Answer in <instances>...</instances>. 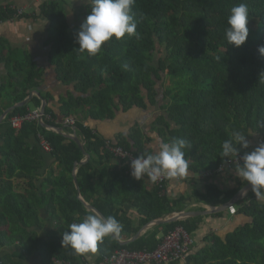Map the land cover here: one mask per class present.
<instances>
[{"label":"trees","instance_id":"trees-1","mask_svg":"<svg viewBox=\"0 0 264 264\" xmlns=\"http://www.w3.org/2000/svg\"><path fill=\"white\" fill-rule=\"evenodd\" d=\"M58 1L52 0L43 8L52 23L50 64L57 82L71 86L73 93L59 98L56 113L45 107V117L49 118L44 124L50 129L37 122H25L19 129L10 126L12 117L30 112L27 105L15 108L0 123V251L18 244L28 256L37 250L43 263L78 264L81 257L71 250L40 239V233L50 227L46 235L62 240L71 223L94 213L78 197L73 174L83 153L68 135L76 134L90 156L77 167L80 196L103 216H114L121 223L119 240L125 242L147 225L174 214L177 203H170L157 186L148 192L146 179L131 177L130 161L116 157L106 147L112 142L134 158L152 153V141L140 125L135 123L127 134H118L110 141L85 126L84 121H110L118 113L157 108L161 114L151 131L160 142L188 140L192 145L186 152L191 161L189 172H216L228 161L221 157V146L233 129L245 133L252 129L264 135V56L258 52L264 45V0H135L132 12L140 38L127 34L120 40L113 37L95 56L76 50L79 27H67ZM239 3L249 8V35L237 48L227 43L224 33L230 9ZM88 13L86 6L83 21ZM14 16L15 12L0 9V22ZM252 21L257 23L255 29L250 26ZM124 64L130 70L125 71ZM42 76V71L30 67L16 77L18 86L6 92L11 100L7 105L22 102L38 88ZM166 80L170 86L164 89ZM160 85L162 106L157 92ZM31 103L40 106L35 97ZM5 110L0 108V117ZM68 117L76 119L72 128L62 125ZM56 128H62L63 134L52 130ZM43 141L50 152L43 149ZM114 164L117 170L111 168ZM240 191L223 193L208 187L201 200L226 205ZM250 199L239 211L249 223L226 241L212 236L209 247L190 255L187 264H264V204L253 192ZM126 205L139 218L137 228ZM199 221L154 228L124 247L113 238H105L96 252L99 260L120 249L154 252L164 240H159L161 230L168 237L181 227L192 237Z\"/></svg>","mask_w":264,"mask_h":264},{"label":"crops","instance_id":"crops-1","mask_svg":"<svg viewBox=\"0 0 264 264\" xmlns=\"http://www.w3.org/2000/svg\"><path fill=\"white\" fill-rule=\"evenodd\" d=\"M51 1L52 0H0V9L23 12L21 17H13L12 19L0 22V92L3 96L0 100L1 110L4 107L8 110L12 106L18 104L16 103L8 106L7 104L11 100L10 97L6 96V92L11 93L14 91L16 86H18L16 77L20 76L23 72L26 73L30 67H34L43 72L38 88L29 93L31 99L35 97L39 100L40 106L38 108H41L42 103L45 102L46 107L56 113L58 112L59 98L73 91L71 86H64L57 82L53 66L50 64L51 45L49 37L52 30V23L44 16L43 8ZM58 3L67 23V27H79L83 22L82 15L87 6L86 0H59ZM35 92L37 94H35ZM28 96L26 98H28ZM45 97L50 99L44 100ZM31 99L27 106H29L30 111H33L37 108L34 106V103H31ZM159 106H162L161 102ZM5 111L2 112L0 120ZM153 112V108H149L145 111L134 109L126 113H118L117 116L110 121L85 120L84 125L97 132L102 138L112 141L118 134H127L131 127L135 123H138L147 137L152 141L151 148L154 151L160 140L157 135L151 131V128L147 127L144 129L146 123L151 127L157 119L158 114L154 113V115H152ZM146 115H151L153 118L149 117L146 121L144 120V116ZM5 118L6 117L3 118L2 122ZM2 129L0 128V133ZM247 139L250 147L247 150L240 149V155H243L244 151L250 152L260 143H264V135L255 134L249 136ZM1 144L2 141L0 139V145ZM224 166H226L224 172L214 177L206 178L205 176L194 175L189 172L188 176L179 178L176 181H171L165 185L161 189V191H163L162 194L165 195L170 203H177V205L174 207L175 213L163 219L169 220L181 213H203L225 206L205 204L202 202L201 198L206 196L208 187H214L223 193H230L240 188L241 191H243L250 186L236 177L234 162L228 160ZM54 168H56V165ZM111 168L113 170L118 169L115 164L111 165ZM46 169L49 170L50 168ZM145 179L147 185L146 190L152 192L156 185L147 178ZM246 193L247 194L243 195L241 200L227 212L180 221L186 222L200 219L198 222V229L191 237L194 243L190 251L191 256L197 255L199 252L209 247L208 239L212 236L226 241L229 235L249 223V220L245 216L239 214L243 206L249 204L251 200L250 194L252 191ZM259 201L264 204V201ZM125 210L129 213L128 215L133 222L134 228H137L139 225V218L135 210L131 208L130 205H126ZM154 228L147 230H144L145 227L142 228L137 234L139 237L136 240L135 238L137 235L125 242L118 240L119 242L128 243L127 245H129L144 237ZM49 230L50 227L44 232H41L40 239L42 241L49 240L55 244L59 243L62 248L60 237L50 238L46 235ZM165 238L164 230H161L159 233V240ZM76 255L81 257L78 264H98L100 261L97 252L89 254L88 256ZM2 261H5L6 264H54L52 261L43 263L37 250L29 256L24 254L18 244L2 248L0 251V264H2Z\"/></svg>","mask_w":264,"mask_h":264},{"label":"clouds","instance_id":"clouds-1","mask_svg":"<svg viewBox=\"0 0 264 264\" xmlns=\"http://www.w3.org/2000/svg\"><path fill=\"white\" fill-rule=\"evenodd\" d=\"M86 3L89 13L75 35L79 53L95 56L113 37L120 40L127 34L128 37L140 38V33L136 31L137 20L132 12L135 0H86ZM248 20L249 8L246 3L231 7L224 33L229 45L238 48L246 42L249 35ZM258 52L264 56V45L259 46ZM123 69L130 70L129 65L124 64ZM252 135H255L252 129H248L247 133L233 129L229 138L222 142L221 157L234 162L236 177L250 185L256 199L264 201V143L240 155V149H249L247 137ZM191 148L189 141L183 138L158 142L152 153L131 159L130 175L137 181L147 178L153 183L162 177L173 180L188 176L191 161L186 158V152ZM121 232L122 225L114 216L90 213L81 222L69 225V231L62 233L61 245L73 254L88 256L97 251L98 243L105 238H118ZM187 255L183 253L176 257L178 264H186Z\"/></svg>","mask_w":264,"mask_h":264},{"label":"built area","instance_id":"built-area-1","mask_svg":"<svg viewBox=\"0 0 264 264\" xmlns=\"http://www.w3.org/2000/svg\"><path fill=\"white\" fill-rule=\"evenodd\" d=\"M23 15L22 11H15L14 17H21ZM44 112L40 108L28 112L25 115H17L9 120L10 126L19 129L25 122H37L39 124H44L45 119ZM76 122L74 117L65 118L62 121L64 127H73ZM72 135V134H70ZM42 147L46 152H50V147L44 141L42 142ZM107 149L116 157L122 160L131 161L134 157L121 149L118 146L112 144V142L106 143ZM242 163V161H241ZM226 166H221L216 172H207L202 176L206 178L214 177L220 173H223ZM177 179L169 180L166 178H161L158 182L154 183L159 189H162L171 181H176ZM193 241L188 233L181 227L177 228L171 235L166 237L158 249L154 252H128L126 250H117L111 256L104 257L98 262V264H178V260L175 259L183 253H188L186 257V263L188 257L190 256L191 247L193 246ZM56 264H72L69 262L55 261Z\"/></svg>","mask_w":264,"mask_h":264},{"label":"water","instance_id":"water-1","mask_svg":"<svg viewBox=\"0 0 264 264\" xmlns=\"http://www.w3.org/2000/svg\"><path fill=\"white\" fill-rule=\"evenodd\" d=\"M34 93V92H33ZM35 94H37L35 92ZM31 99V96L29 95L28 98L24 99L22 102L12 106L11 108H9L8 110H6L0 120V122H2L3 118L6 117L11 111H13L15 108L17 107H22V106H25L28 104L29 100ZM45 107H46V104L45 102L42 103L41 105V111L44 112L45 111ZM43 127L45 128H48L50 129V127H48L47 125L45 124H42ZM53 131L57 132V133H60V134H63V129L62 128H56V129H52ZM68 137H70L74 142L77 143V145L79 146V148L81 149L82 153H83V160L79 163V164H76L75 165V170H74V174H73V182H74V185H75V188L77 189L78 191V197L79 199L82 201V203L84 204V206L94 212V213H97V214H100L101 216H103L101 213H99L97 210H95L93 207H91L90 205H88L84 200L83 198L80 196V192H79V186L77 184V179H76V172H77V167L80 166V165H83L85 164L87 161H89L90 159V156L87 154V152L85 151L84 149V144L80 141V139L76 136V134H72V135H68ZM251 191V187L248 186L247 188H245L243 191H241L234 200H232L229 204L225 205V206H222L218 209H214V210H211V211H206V212H203V213H181L175 217H173L172 219H169V220H164V219H161L159 221H156V222H153L151 223L150 225H147L145 227L144 230H147V229H150V228H154L156 226H160V225H166V224H170V223H177V222H180V221H184L186 219H191V218H197V217H206V216H211V215H217V214H221V213H224V212H227L229 209L233 208L242 198V196L244 195L243 193L244 192H249ZM139 237V235L136 236L135 240ZM114 240L118 241V238H113ZM120 245H122L123 247L126 246L128 243H122V242H119Z\"/></svg>","mask_w":264,"mask_h":264},{"label":"rangeland","instance_id":"rangeland-1","mask_svg":"<svg viewBox=\"0 0 264 264\" xmlns=\"http://www.w3.org/2000/svg\"><path fill=\"white\" fill-rule=\"evenodd\" d=\"M250 26L252 27V29H255L257 27V23L255 21H252ZM169 86H170V82L168 80H166L165 81V84H164V89H166V87H169ZM157 92H158V101H159V103L160 102L162 103V97H161L162 96V93H163L162 85L158 86V91ZM153 110H154V112H153L152 115H154V113L161 114V112L157 108L156 109H153ZM149 117L153 118L151 115H146V116H144V120L147 121ZM147 127L151 128L149 126V124L146 123L144 129L147 128Z\"/></svg>","mask_w":264,"mask_h":264}]
</instances>
